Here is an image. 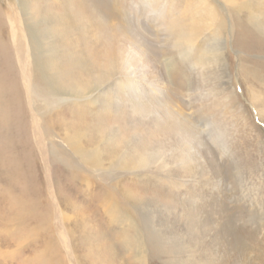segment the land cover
Returning <instances> with one entry per match:
<instances>
[{"label":"rangeland","instance_id":"obj_1","mask_svg":"<svg viewBox=\"0 0 264 264\" xmlns=\"http://www.w3.org/2000/svg\"><path fill=\"white\" fill-rule=\"evenodd\" d=\"M227 1L0 0V264H264V0L246 41Z\"/></svg>","mask_w":264,"mask_h":264},{"label":"bare ground","instance_id":"obj_2","mask_svg":"<svg viewBox=\"0 0 264 264\" xmlns=\"http://www.w3.org/2000/svg\"><path fill=\"white\" fill-rule=\"evenodd\" d=\"M253 0H249V4L252 2ZM155 2V1H154ZM205 3V2H204ZM223 3V2H222ZM240 5L239 6H235V5H233V0H228L227 2H225V4L223 3V4H221V5H223V7H224V9H226V11H227V13H229L228 14V16H229V22H230V27H231V31H233L234 30V27H237V25H241V26H239V28H240V33H239V36L241 37V38H244L245 39V41L247 40V38H252V34L250 33V31H249V29L247 28V26L244 24V25H242L243 24V22L241 21V19H240V17H239V15H238V13H236V11H240V9L241 8H243V9H246V10H248V11H250V7L245 3V5H244V2H242V3H239ZM173 8V7H172ZM234 10V12H235V14H234V12L233 13H231V10ZM171 11V13H170V11ZM174 10L175 9H171V8H168V7H164V9L161 11V15H160V17H161V19H164V20H169L172 16H174ZM155 13V12H154ZM155 14H157V13H155ZM249 14V18H248V20L249 21H251V23H254V21H258L259 23H260V21H259V18H258V16L256 15V14H254L253 12L251 13H248ZM158 15V14H157ZM222 15V14H221ZM226 15V14H225ZM203 16V15H202ZM202 16H200V18L202 17ZM205 20H207L208 22H209V25H208V27L209 26H214V30L217 32H219V29H220V27H219V22H221L219 19L221 18L217 13H216V11H215V9L214 8H209L208 9V11L205 13ZM159 17V16H158ZM198 18V17H197ZM228 18V17H227ZM219 24V25H218ZM222 24V23H221ZM253 25H255V24H253ZM256 29H259V28H256ZM261 29H263V28H261ZM192 31V30H191ZM234 32V31H233ZM262 32V31H261ZM193 35H194V33L193 32H186L185 33V37H184V42H185V47H187V48H190L191 46H190V39H191V37H193ZM218 35V37H219V34H217ZM263 35V34H262ZM213 39H215V37L213 38ZM219 40V39H218ZM254 40V39H253ZM95 47V46H94ZM97 47V46H96ZM215 50V49H214ZM248 50H250V49H248ZM133 59V58H132ZM143 60H146V59H143ZM129 61V60H128ZM148 61V60H147ZM147 66V65H146ZM248 78H249V80H250V83H251V85L252 84H254V85H257L259 82H262V84L264 83V69L262 68V67H256V66H253V67H250V69L248 70ZM243 81V80H242ZM244 86H245V83H244ZM262 87H260L259 89L261 90V91H264V84L263 85H261ZM246 96L248 97L247 99H249L250 100V102L255 106V107H258V108H262V106L263 105H261L260 103H259V101H258V99H255V97L250 93L251 91L249 90V87H247L246 89ZM202 96V95H201ZM205 96V95H204ZM235 102V101H234ZM237 102V101H236ZM230 104V103H229ZM236 105H237V103H236ZM237 109L239 110V108H238V106H237ZM240 112V111H239ZM241 114V113H240ZM93 157V155L92 156H84V158L86 159V160H88V159H90V158H92ZM99 163H100V160L99 159H96ZM141 161H143L144 162V164H146L145 165V167L147 166V164L149 163V160H141Z\"/></svg>","mask_w":264,"mask_h":264}]
</instances>
